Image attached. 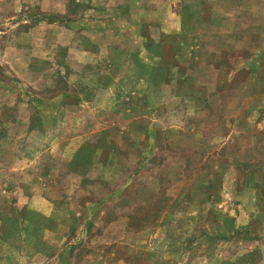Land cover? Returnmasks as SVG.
<instances>
[{"label":"crops","instance_id":"0c3cea01","mask_svg":"<svg viewBox=\"0 0 264 264\" xmlns=\"http://www.w3.org/2000/svg\"><path fill=\"white\" fill-rule=\"evenodd\" d=\"M252 1L254 3L250 7L252 17L264 13V0ZM222 2H225L226 12L218 16L220 14L217 12L218 6ZM245 3V0H124L115 4L113 13L93 14V16L86 14L81 17V22L78 20L71 22L77 24L72 27L73 29L79 28L80 23H83L87 26L85 30L95 23L98 35V41L87 38V46L81 48L83 54L80 64L66 59L71 69L76 70L79 67L81 72L101 70L107 71L109 75L113 73L116 75L106 85L97 83L95 95L80 96L75 103L74 100L70 101L72 105L61 104L59 111H55L51 116L54 122L63 121V127L58 130V134H52L51 128L44 125L39 128L33 127L28 134L37 138L44 135L46 139L53 136L55 138L53 143L48 141L44 147L39 145L42 147L40 151L42 154L45 151H64L65 158L69 161L66 166L68 167L66 176L78 181L79 185L83 182L101 186L110 184L114 180V175H111L114 171L123 170V167L133 163L132 151L136 147L133 143L140 138L143 140L140 161H146L148 167H158L162 161L158 152L182 149L183 137L190 134L186 129L185 120L193 118L198 109L206 104V99L203 100L194 93L182 89L181 85L186 80L182 79L180 74L186 61L195 57L198 59L197 55L207 54L214 56L209 63L215 71L219 64H226L227 71H230L227 74L229 82L240 89V94L235 96L238 99V106L233 111L240 124L236 123L235 129L240 131L239 135H249L242 121L246 119L248 105L244 106L243 102L245 99L247 101L248 95L243 94L242 91L255 90L258 93L254 106L257 109L252 114L258 119L264 116V25L259 26L258 23L252 27L260 40L251 52L244 53L242 46L248 43L249 33L245 31L239 20L245 22L244 17L251 15L246 10ZM94 5L92 4L88 9L89 12L95 10ZM230 22L241 25V28L229 31L219 29ZM39 24L41 25L38 23V26ZM205 28L211 30L209 35L203 34ZM26 34L31 33L28 31ZM100 36H103V42ZM122 36L132 40V45L121 42ZM107 37L110 38V42L105 46L104 40ZM198 39H202V46L196 42ZM211 39H221L224 44L207 46L205 40ZM215 46L222 49H215ZM105 47L107 49L103 51ZM235 47L239 48L240 62L238 57H235L238 53ZM219 54H223L224 58H218ZM242 54L247 57L243 58ZM243 72H246V78L234 83L236 77ZM131 79L134 81L130 82L129 91L128 82ZM146 85L148 88L142 93V102L146 107L144 113L148 114L147 122H140V117H134L132 122L128 120L122 126H113L110 121L105 120V114L108 118L119 114V105L124 99L131 101L136 98L124 93L135 92L136 88ZM57 97L48 101L50 103L56 101ZM98 97L100 106H95V111L89 110V105H94ZM210 99L211 96L206 101L210 102ZM26 103L30 105L29 101ZM99 107H102V110H97ZM133 108L128 106L123 110L125 112H122V115L126 119L131 117ZM109 110L110 113L106 112ZM32 113H29L27 120L32 118ZM90 118L96 120L95 125L85 123V120ZM170 119L176 121L170 124ZM258 133L257 128V141L262 135ZM216 136L214 143L203 145L202 150L207 148L215 151ZM161 138L165 141L162 142ZM125 142L128 144H124ZM243 148L242 145H229L224 149L226 155L224 158L209 159V165L213 170L208 172L207 183L200 178L197 179L196 176L194 181L197 185L191 190L192 204H182L165 211L155 238L148 244V254L141 256V262L184 264L188 261V257H192L194 262L196 257L207 258L210 251L207 256L199 253L196 255L200 250L199 246L196 248L195 242L188 240L186 242V232H194L203 227V224H215L219 220L220 224H224V228H229L232 233L227 239L219 240L220 246L238 245V238H232L233 234L238 232L243 237L240 255L227 256L226 252L222 251V255L225 254V264L232 262L264 264V186L261 185L264 183V175L256 170L258 159H242L235 154L238 149ZM214 151L212 156L215 155ZM104 152L106 157L103 156ZM77 161L80 162L79 166L75 164ZM94 163L99 168H105L106 172L92 169L94 175H90L89 173L92 172L90 168H93L91 166ZM55 176L53 172L48 171L36 176L32 181L23 180L17 186V205L24 209L23 219L15 231L21 233L22 230L23 237L26 235V239H19L23 247L32 248V253L22 251L16 246L15 239H7L11 229L4 228V232L6 229L7 232L5 238L0 237V264H135L138 256L126 253V249L140 248L142 244L138 245L122 237V232L130 228L127 217L118 215L112 220L105 221L108 203L126 193V189L133 182L131 174L121 183L114 181L119 185H114L107 193L103 191L102 194L94 197H89L91 190L84 188L80 196L76 195L75 200L78 199V205H74L73 194L60 195L65 200L63 206L58 204L56 197L59 196H54V192L49 188L54 184ZM219 178L221 182L217 183ZM179 181L185 184L187 179L184 181L179 179ZM214 183L220 185L216 186ZM182 184L180 187L184 188L185 185ZM217 193L219 196L216 198ZM221 194L226 197L237 194L235 199L238 200L240 211L234 218L228 215L221 217L218 213L212 215L217 199H221ZM206 203L208 210L205 209ZM202 215L207 217L202 219ZM211 242L215 240L208 241ZM83 245L87 246L84 255L81 257L70 255L73 249ZM212 245L214 250L212 257L215 258L217 245L214 243ZM252 247L255 252L252 251ZM63 252L65 254H62ZM66 252H69V255H66Z\"/></svg>","mask_w":264,"mask_h":264},{"label":"rangeland","instance_id":"374dc122","mask_svg":"<svg viewBox=\"0 0 264 264\" xmlns=\"http://www.w3.org/2000/svg\"><path fill=\"white\" fill-rule=\"evenodd\" d=\"M121 1L124 0H0V237L5 238L7 229L4 232V228L10 227L11 234L7 236V239H15L16 246L20 247L22 251H26L25 253L31 254L32 248L23 247L20 239L24 240L27 237L26 235L23 237L22 230H20L21 233L15 231L17 225L23 219L24 209L19 208L17 205V186L23 180L32 181L36 176L48 171L53 172L56 176L54 184H51V187L47 184V187L49 186L52 189L54 196H59L56 198H58V204L61 206H63L65 200L60 195L73 194L74 205H78V199L75 200L76 195L80 196L84 188H89L91 190L89 197H94L97 194H102L103 191L107 193L114 185L118 186V183L123 182L131 174L130 177L133 178V182L126 189V193L108 203V214L105 221L112 220L118 215L127 217L130 228L122 232V237L134 241L138 245L142 244L140 248L126 249V253L138 256V261L135 264H144L141 262V256L148 254V244L150 240L155 238L165 211L182 204H192L193 191L191 190L197 185L194 179L200 178L204 183H207L208 172L213 170L209 165V159L212 157L224 158L226 156L224 149L227 146L233 144L244 146L243 149H238L236 153L235 151L233 153L242 159H258L259 164L256 166V170L258 169L260 174L264 175V116L258 119L257 116L252 114L257 109L254 106L256 104L255 97L258 93L255 90L242 91L243 94L248 95L247 101L245 99L243 102L244 106L248 105L245 114L246 119L242 121L249 135H239L240 131L235 129V124H240V121L236 119L233 111L238 106V99L235 96L240 94V89L229 82L227 74L230 71H227L226 64H219L217 71H215L209 63L211 57L214 56L207 54L197 55L198 59L196 57L191 60L188 59L189 61H186L181 69L183 71L180 77L186 80L181 85L183 90H188L203 100H208L211 96L210 102L205 100L206 104L200 110L198 109L199 112L197 111L192 116L193 118L185 120L186 129L190 134L183 137L182 149L176 151L168 149L158 152V156L162 159L160 166L148 167L146 161H140V151L143 147V140L140 138L133 143L135 144L133 146H136L134 152L132 151V154H134L132 155L134 157L133 163L128 167H123V170L114 171V174H111L114 175V180L110 184L101 186L91 182H83L79 185L78 181L71 180L73 178L66 176L68 168L66 166H68L69 161L65 158L64 151H45L42 154L40 150H42L44 144L48 141L53 143L55 138L50 136L49 139H46L44 135L37 138L35 135L28 134V131L33 127L39 128L44 125L51 128L52 134H58V130L63 127V121L54 122V118L51 116L55 111H59L61 104H71L70 101L73 102V100V103H75V100L83 95L89 97L95 95L97 83L106 85L116 75V73L109 75L107 71L103 72L101 70L81 72L79 67L76 70L71 69L70 65L66 63V59L80 64L83 54L81 48L87 46V38L90 37L92 40L98 41L95 23L89 25L85 30L87 26L83 23H80L83 26L79 25V28L73 29L72 27L77 24L71 22L77 20L79 22L81 17L86 14L93 16V14L113 13V7ZM245 2L246 10L251 15L244 17L245 22H241V20L239 22L242 23L245 31L249 33L248 43H245L246 46H242L243 52L249 53L260 40L252 27L258 23L259 26L264 25V13L261 12L252 17L250 7L254 3L252 0H245ZM222 3L218 6L217 12L220 13L218 16L226 12L224 11L225 2ZM92 4H95V10L89 12L88 9L91 8ZM38 23H41V25L38 26ZM36 25L38 27H34ZM239 28H241V25L230 22L219 29L229 31L230 29ZM28 31L31 33L30 35L26 34ZM210 31L209 28H205L203 34L205 36L209 35ZM21 32L22 34H20ZM102 37L100 36V39L103 42L104 38ZM120 41L128 43V45L133 43L125 36L120 37ZM108 42H110L109 37L104 40L105 46ZM196 42L201 46L203 45L202 39H198ZM205 44L207 46L218 45L224 44V41L211 39L205 40ZM102 46H104L103 43ZM70 47H72L71 50ZM219 48L221 47L215 46V49ZM106 49L107 47L103 51ZM235 50L238 52L235 57H238L240 62L239 48L235 47ZM222 51L220 50V52ZM244 56L247 57V55H243V58ZM222 57L224 58L223 54L218 58ZM246 76V72H243L236 77L234 83H238ZM191 77L196 83H193ZM132 81L134 79L128 82L129 91L131 90L129 84ZM187 82L189 83L186 84ZM147 88L146 85L145 87L136 88L135 92L127 91V93H124L136 98L131 101L124 99V102L119 105V114L111 118H108L105 114V120L110 121L109 123L113 126H122L128 120L132 122L134 117H140V122H147L148 114L145 115L144 110H146V107L142 102V93ZM146 93L148 94V91ZM56 96H58L55 99L56 101L51 103L48 101V99ZM26 101H29L30 105H27ZM95 106H100L99 97L95 104H90L88 108L95 111ZM128 106L134 107L132 110L134 113L132 112L133 115L126 119L122 112H125L123 110ZM97 110H102V107ZM30 112H33L32 118L27 120ZM106 112L110 113V110ZM169 121L171 124L176 120L170 119ZM85 123L95 125L96 120L90 118L85 120ZM257 128L258 134H262L259 141L256 137ZM215 135H217L216 149L215 151L212 149L215 152V155L212 156L214 154L212 150L207 148L202 150V148L203 145L214 143ZM229 135L231 136L228 137ZM161 140L162 142L165 141L162 138ZM40 144L42 147H39ZM124 144L128 143L125 142ZM103 154L106 157V153ZM27 160L29 161L27 162ZM90 160L94 161L92 158ZM31 161L34 162L30 163ZM75 164L79 166L80 162L77 161ZM91 167L93 168H90V171L94 169L106 172L105 168H99L95 163ZM94 170L89 174L94 175ZM179 179L183 181L187 179V182L182 184ZM219 180L220 178L217 183L221 182ZM114 181H118V183H114ZM181 184L185 187H180ZM215 185L219 186L220 184ZM261 185L264 186V183ZM92 189L96 191L94 192ZM217 196H219V193L216 194V198ZM235 196L237 197V194L231 197L222 195L221 199H217L212 215L218 213L221 217L228 215L233 218L238 215L240 209ZM208 208L206 203L205 209L208 210ZM204 217H207V215H202V219ZM230 224L232 223L230 222ZM202 226L194 232L187 231L185 240L186 242L187 240L195 242L196 248L199 246L200 250L196 255L199 253L207 256L208 251H210L208 257H211L200 259L196 257L195 262L192 261V257H188V261L184 264H225V254L227 256L240 255L243 237L239 232L233 234L232 237L238 238V245L233 244L224 247L220 246L219 240L232 236L229 228L225 229L224 224H220L219 220L215 224L206 223ZM210 239L215 240L213 243L217 245L215 250L217 257L215 258L212 257L214 255L212 253L213 243H208ZM248 242H252V240H248ZM249 245L252 246V244ZM86 249V245L77 247L72 250L73 253L71 252L70 255L81 257L85 254ZM223 250L226 253L222 255ZM68 253L66 252V255H69ZM62 254H65V252ZM232 264H238V262H232Z\"/></svg>","mask_w":264,"mask_h":264}]
</instances>
